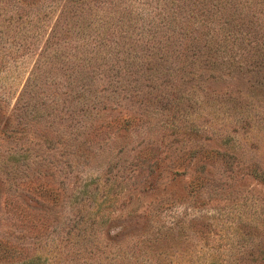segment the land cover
Masks as SVG:
<instances>
[{
	"label": "rangeland",
	"instance_id": "obj_1",
	"mask_svg": "<svg viewBox=\"0 0 264 264\" xmlns=\"http://www.w3.org/2000/svg\"><path fill=\"white\" fill-rule=\"evenodd\" d=\"M0 264H264V0H0Z\"/></svg>",
	"mask_w": 264,
	"mask_h": 264
}]
</instances>
